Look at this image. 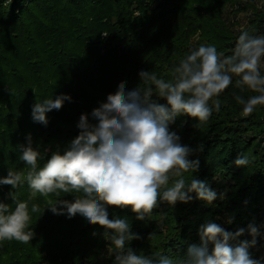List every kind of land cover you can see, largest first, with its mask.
<instances>
[{"label":"trees","instance_id":"trees-1","mask_svg":"<svg viewBox=\"0 0 264 264\" xmlns=\"http://www.w3.org/2000/svg\"><path fill=\"white\" fill-rule=\"evenodd\" d=\"M241 13L248 14L242 29L233 19ZM261 29L264 5L256 0H0V178L10 169L26 174L28 166L19 157L29 135L40 153L38 168L53 152L63 154L80 132L81 114L96 124L92 110L122 81L126 90L149 86L150 81H140L142 70L171 81L172 70L191 50L214 45L230 55L241 31L256 36ZM236 79L219 96L220 111L213 110L207 121L180 116L169 125L179 142L193 150L188 159L199 161L194 178L217 196L219 181L224 198L207 204L191 193L193 199L186 204L162 201L143 221L130 209H108L111 219L127 217L131 231L140 237L129 245L138 254L157 260L164 255L182 264L188 247L200 244L201 225L214 222L233 233L244 228V235L230 242L235 246L252 239L247 228L253 224L260 235L249 253L264 264V106L243 116L233 93L245 99L258 93L242 92L235 87ZM61 94L70 95L71 101L46 113L47 126L35 122L34 104ZM241 154L250 160L247 167L234 163ZM184 176L192 178L191 173ZM82 196V191H57L33 197L27 182L16 189L0 185V202L10 211L16 203L27 202L29 230L34 231L27 244L0 241V264H113L103 228L79 214L69 218L47 208Z\"/></svg>","mask_w":264,"mask_h":264},{"label":"clouds","instance_id":"clouds-1","mask_svg":"<svg viewBox=\"0 0 264 264\" xmlns=\"http://www.w3.org/2000/svg\"><path fill=\"white\" fill-rule=\"evenodd\" d=\"M262 58L264 35L253 36L244 30L230 55L218 52L214 45L191 50L172 70L171 81L142 70L138 74L140 81H150L149 86L126 90V82L122 81L114 94L107 95L106 102L92 110L91 116L97 123L91 124L88 114H81L79 134L63 154L53 152L43 167L38 168L40 153L32 147L29 135V143L19 157L28 166L26 174L10 169L6 177L0 178V185L16 189L27 182L33 197L37 193L49 196L57 191H82L83 196L75 197L74 201L61 199L47 208L56 215L66 213L69 218L79 214L90 225L103 228V237L110 242L108 252L114 257L113 264H174L168 256L161 255L157 260L138 254L129 246L140 238L131 231L129 220L119 216L109 218L108 209H130L137 220L143 221L162 201L173 206L177 202H191V193L196 194V199L212 204L217 199L216 191L194 178L199 161L188 159L193 150L179 142L180 136L170 131L169 125L180 116L203 123L213 110L219 112V96L232 85L233 76L237 77L236 88L258 93L247 99L233 93L237 104L242 105L243 116L252 114L257 106H264ZM71 99L70 95L61 94L55 99L38 101L32 108L33 120L47 126L46 113L60 110ZM234 163L247 167L250 160L241 154ZM185 173L192 174L190 181ZM9 196L16 199L12 191ZM220 198H224L223 194ZM37 211L33 205L31 212ZM30 222L27 202L16 203L11 211L8 204L0 202V241L29 243L34 237V231L29 230ZM247 231L252 239L234 246L230 242L244 235V228L233 233L214 222L201 225L200 244L188 247L182 264H261L249 253V248L257 243L259 229L249 224Z\"/></svg>","mask_w":264,"mask_h":264},{"label":"rangeland","instance_id":"rangeland-1","mask_svg":"<svg viewBox=\"0 0 264 264\" xmlns=\"http://www.w3.org/2000/svg\"><path fill=\"white\" fill-rule=\"evenodd\" d=\"M256 3L258 5H264V0H256ZM247 18H248V14L246 13H241L239 14L237 17H234L233 19L236 20L237 24H238V28L242 29L246 26V23H247ZM261 35H264V29H261L258 33V35L256 36H261ZM261 71H262V74H264V58H262V68H261ZM233 78H235V76H233ZM219 181H215V184H216V187H218L219 189V193H220V196L221 194H224L225 193V187L222 186V184L220 183L219 185ZM220 196H217V197H220ZM263 223H264V220H263ZM239 238L236 240L238 241Z\"/></svg>","mask_w":264,"mask_h":264}]
</instances>
